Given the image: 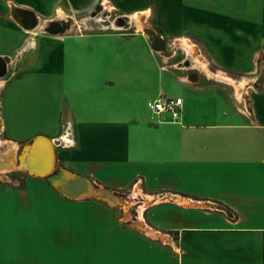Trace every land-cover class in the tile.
<instances>
[{
  "label": "crops",
  "instance_id": "1",
  "mask_svg": "<svg viewBox=\"0 0 264 264\" xmlns=\"http://www.w3.org/2000/svg\"><path fill=\"white\" fill-rule=\"evenodd\" d=\"M4 1L0 57L15 67L0 78V172L15 167L39 137L23 160L30 166L35 153L53 151L61 167L107 186L160 191L156 209L144 207L142 216L166 242L126 236L112 251L106 239L95 264H264V73L257 67L264 59V0H66L71 19L91 11L83 20L93 19L101 7L105 18L111 9L120 13L119 26L140 14L165 41H187L214 62L215 78L162 68L166 60L151 51L142 30L30 33L11 8L48 23L64 12L62 0ZM239 74L248 77L240 95L236 86L246 79L234 78ZM160 97L182 99L177 122L148 110ZM50 140L63 144L55 148ZM116 178L120 185L108 182ZM4 184L23 192L16 182ZM167 197L175 202L164 206ZM186 200L215 211L179 206ZM19 216L0 211V221L9 220L0 234L11 236ZM18 230L30 236L29 227Z\"/></svg>",
  "mask_w": 264,
  "mask_h": 264
},
{
  "label": "rangeland",
  "instance_id": "2",
  "mask_svg": "<svg viewBox=\"0 0 264 264\" xmlns=\"http://www.w3.org/2000/svg\"><path fill=\"white\" fill-rule=\"evenodd\" d=\"M4 3L5 5L7 4L6 0ZM61 6L66 15H72L66 0L61 1ZM103 9H106V7H103ZM55 13L53 12L51 16H54ZM90 13L87 12L84 15L82 13L75 14L72 27L66 33H97L105 30L113 33L117 31L131 34L140 30L136 23L131 24L129 29H126L124 25L115 27L116 21L114 20L120 14L116 10L111 9L110 17L106 18L102 17L103 15H100L99 11H96L93 19L84 21L83 19L87 18ZM57 16L59 17V13ZM96 16L98 17L96 18ZM143 20L145 21V19ZM145 23L148 27H151L150 22L145 21ZM144 28H146L145 25L142 31ZM150 29L154 33L159 34L155 28L151 27ZM141 34L144 35L143 32ZM145 37L147 38V36ZM165 43L170 47L173 55L170 57L162 56L166 60L165 64L160 65L162 68L178 67L179 63L188 59L189 67L181 66L184 70L202 71L203 74L201 73V75H205L207 78H215L214 75L220 73L217 71L218 67L214 62L211 60L205 62L198 53H194L193 45L189 42L180 40L176 43L170 41H165ZM192 62L198 66L192 65ZM9 65L10 63H8L7 68H9ZM14 67L13 65V67L8 69V75L12 73L11 69H14ZM257 67L260 74H263L264 59L258 61ZM178 73L181 74V72ZM7 74L5 73L4 76H7ZM192 77H195V74H191L190 78ZM218 77L226 82L229 80L223 76ZM234 78L240 81L243 79L247 80L248 77L245 74H239ZM60 170H67L77 174L61 167L55 159L52 172L57 173ZM89 179L92 182L95 181L94 179ZM28 180L33 184H31L30 190L26 191L27 187L24 186ZM14 181L18 182L16 188L23 190V192L0 188L7 191L3 194L0 192V211L13 213L14 216L20 215L18 219L15 217L14 220L17 225L11 224L12 227L11 229L9 228L11 236H7L4 233L0 234V264H95L94 262L102 259V256L98 259V254H101L100 252L103 250V243L106 242V239H112L111 246L113 251L115 250V244H125L118 241L124 240L123 237L126 236L134 239V242H140L141 239V241L147 240L158 243L161 238H164L163 236L155 235L148 227V222L139 220L135 216V212L140 211L143 207L147 208L148 212L154 211L156 208L152 205L160 200L156 199V195L160 191H150L141 186V189H136L138 192L135 190L136 186L134 189H131V185L122 188L110 187L96 180L95 182L98 185L94 189L95 195L73 201L63 196L46 177L32 175L23 170L15 169V167H10V170L5 173L0 172V185L5 183L4 185L14 187ZM108 182L116 185L122 183L118 178ZM100 191H107L110 195H114L113 201H104L98 198ZM147 194L153 195L154 200L145 201L144 199H149ZM166 200L171 201V203H163L164 206L172 205L175 202L169 197ZM178 204L185 209L196 208L215 211L214 207H209L210 210L204 206L195 207L190 205L188 201L184 204L178 202ZM219 210L223 213L221 209ZM6 221L1 219L0 224L2 226L4 224L9 225V220ZM16 226L21 229L29 227L31 230L29 232L30 236H28V233L25 236L21 235L22 232L17 233L19 230ZM1 230L4 231L0 228V232ZM162 242H166L165 238L162 239Z\"/></svg>",
  "mask_w": 264,
  "mask_h": 264
},
{
  "label": "water",
  "instance_id": "3",
  "mask_svg": "<svg viewBox=\"0 0 264 264\" xmlns=\"http://www.w3.org/2000/svg\"><path fill=\"white\" fill-rule=\"evenodd\" d=\"M17 14L21 18V21L18 22V24L24 28V29H35L37 26V20L33 13L26 11V10H19L17 11ZM56 27V30H47L46 33L49 35H63L64 30L61 29L59 25H54ZM144 35L147 36V39L149 41V47L153 53H156L160 56H165L164 50L167 48H170L167 43H165V40L159 35L154 33L153 30L149 29L144 32ZM173 54H169L168 56H172ZM181 65H184L185 67L189 66V61L186 60L184 63H179L178 67L180 68ZM6 61L4 57H0V78H3L6 73ZM37 139H40L39 137L30 141L29 145H34L35 141ZM50 142L54 145L56 148L59 146L60 142L57 140H50ZM24 149V148H23ZM56 152L51 151V158H52V168H53V162L55 161ZM20 159V156H19ZM15 168L18 170H23L26 173L25 169L18 168V165H15ZM36 176L46 177L47 180L66 198L71 200H81L84 198L91 197L95 195L94 189L97 187V185L92 182L89 178L79 175V174H73L67 170H60L57 173H53L52 169L51 172L48 174L42 176L33 174ZM114 195H110L107 191H100L98 193V198L104 201H113ZM190 205L196 206H205V204H199V203H193L189 202ZM207 207H210L209 205H206Z\"/></svg>",
  "mask_w": 264,
  "mask_h": 264
},
{
  "label": "bare ground",
  "instance_id": "4",
  "mask_svg": "<svg viewBox=\"0 0 264 264\" xmlns=\"http://www.w3.org/2000/svg\"><path fill=\"white\" fill-rule=\"evenodd\" d=\"M100 8L101 7H99V9ZM99 9H98V11H99ZM19 10L20 9H18L16 6H13L11 8V16H12V18L17 23L21 21V18L17 14V11H19ZM94 16H95V13L92 15V17H94ZM141 17L142 16L140 14H135V15L131 16L130 18L129 17H126L125 20H122V24H121V22L119 24L124 25V27L128 29V28L131 27V23H136L139 26V29L142 30L143 27H144V23H142V21L140 20ZM58 18H59L58 20H52V21H49L48 23H46V22L45 23H43V22L41 23L40 19L38 17H36L37 26H36L35 29H33V30H31V29H24V28L23 29L25 31H28V32L41 31V32L46 33L47 30L48 31L49 30H53V29L56 30V27H54V25L55 26L56 25H59L61 27V29L64 30L63 33L65 34L66 32H68L71 29L72 24H73V19H71L70 17H68V15H66L62 11H59V17ZM114 26L117 27V25H115V24H114ZM149 29H150V27L144 28L143 33L145 31L149 30ZM164 53H165V57H169L168 55L169 54H172L173 52L170 51V48H167V49L164 50ZM4 59L6 61V65H8V63H10V58L4 57ZM189 65H190V63H189ZM192 65L198 66L196 64H193V62H192ZM246 84H247V80H243L238 86H236V91H237L238 95L243 94L242 89H244L246 87ZM39 142H41V141L39 139H37L35 141L34 145H32V146H25L24 147V149L22 150V154L20 155L19 163L17 165H18V168L25 169L29 173H33V174H37V175L44 176V175L48 174L49 172H51V169H52L51 151H50V153H49L48 156L46 155L47 158L45 156H43V157L40 156L39 152L38 153H35V155H34V161L35 162H32L33 163L32 166H30L29 164H27V162H24L23 161V160H25V155L27 153H29L31 151H35V148L37 147V145L39 144ZM31 155H33V154H31ZM42 163H44V164H42ZM44 166L46 168H44ZM136 191H138V190H136ZM143 210H144V207L139 212L138 211L135 212V216L138 217V215H139V218L141 220H144V217L142 216V211Z\"/></svg>",
  "mask_w": 264,
  "mask_h": 264
},
{
  "label": "built area",
  "instance_id": "5",
  "mask_svg": "<svg viewBox=\"0 0 264 264\" xmlns=\"http://www.w3.org/2000/svg\"><path fill=\"white\" fill-rule=\"evenodd\" d=\"M185 61L186 60H184L181 63H184ZM181 106H182L181 98H165V97L161 98L160 97L158 99L149 101L147 103V108L151 113L156 114V115H159L161 113H167L170 115L172 121H176V122L178 121L179 116H180ZM59 142H60L59 146H62L63 142L62 141H59ZM14 182H16V184L18 185L17 181H14Z\"/></svg>",
  "mask_w": 264,
  "mask_h": 264
}]
</instances>
